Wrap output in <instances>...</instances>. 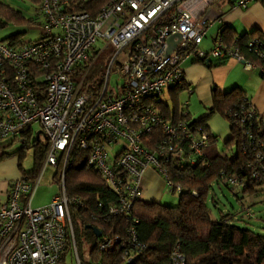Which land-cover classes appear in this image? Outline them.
Segmentation results:
<instances>
[{
	"label": "built area",
	"instance_id": "built-area-1",
	"mask_svg": "<svg viewBox=\"0 0 264 264\" xmlns=\"http://www.w3.org/2000/svg\"><path fill=\"white\" fill-rule=\"evenodd\" d=\"M37 1L39 38L0 40V142L16 140L29 129L34 133L38 125L48 149L38 176L13 181L0 205V264H60L67 254L82 264L71 218V206L79 200L66 193L67 170L79 160L98 173L116 196L109 216L130 213L143 196L149 169L178 194L169 169L198 162L209 138L193 122L188 102L180 106L177 122L166 119L161 108L168 105L172 88L192 93L185 85L184 62L232 59L246 70L256 64L245 59L236 40L227 46L221 33L208 52L200 48L208 27L222 16L221 0H107L95 16L75 10L69 0ZM257 1L235 0L234 6L247 9ZM174 35L180 41L165 56L166 41ZM246 44L264 60L263 38L250 37ZM105 53L98 73L96 61ZM112 76L121 85L112 87ZM235 121L241 149L251 146L255 163L264 162L262 115L248 101ZM48 166L57 170L61 192L48 206L33 209L34 192ZM250 167L264 182V167ZM224 179L235 189L243 187L235 175ZM127 233L132 254H142L146 247L137 244L134 228ZM97 247L106 253L125 244L114 237ZM172 264H184L178 249Z\"/></svg>",
	"mask_w": 264,
	"mask_h": 264
},
{
	"label": "trees",
	"instance_id": "trees-1",
	"mask_svg": "<svg viewBox=\"0 0 264 264\" xmlns=\"http://www.w3.org/2000/svg\"><path fill=\"white\" fill-rule=\"evenodd\" d=\"M77 11H86L95 16L106 4L107 0H69ZM14 22L17 25L29 23L21 13L5 9L0 4V20ZM9 23V22H7ZM0 21V28H2ZM5 26V25H4ZM229 29H223L221 36L225 44L237 41V47L245 59L257 64L264 77V60L256 57L246 44L250 37L263 38L257 31L242 37L233 36ZM22 34L10 36L9 41L20 42ZM180 91L179 89H174ZM178 93V92H177ZM248 100L239 92L232 91L224 95H214L213 108L207 116L193 122L208 132V147L198 162L184 164L178 168H170L169 179L174 187L180 189L179 202L176 206H164L158 203H146L143 196L133 205L127 216L107 215L110 206L117 204L115 194L104 184L98 173L87 168L79 160L65 175V189L68 197L79 200L78 205L71 206V218L74 228L77 249L82 247V241L91 246L90 263L79 258L82 264H172V254L178 249L184 258V264H264V232L256 228H249L246 222L254 217L249 212L220 213L214 219L208 207V197H212V204L217 207L214 199L215 186L227 190L239 204L246 195L264 192V182H260L252 174L264 167V162L255 163L251 146L241 149V130L236 124L235 116L241 107H247ZM174 109L169 105L162 108L164 117L177 122L180 105L176 100ZM219 114L229 123L231 137L224 142L225 153L216 148V138L211 135L206 124L209 116ZM235 114V115H234ZM33 133L29 129L14 141L24 143L27 148ZM40 137L35 139L34 170L28 173L31 179L41 171L48 143L43 145ZM0 148V160L8 154ZM232 155L233 157H229ZM27 174V173H26ZM56 170L53 180L58 183ZM235 175L244 184L237 189L225 182L224 177ZM247 210V209H246ZM258 219V218H254ZM242 223L240 226L239 224ZM254 223V222H253ZM263 224L257 225L264 230ZM94 228L101 233L96 236ZM129 227L134 228L136 242L146 249L140 255H133L130 249V239L127 233ZM119 237L125 247L113 249L103 253L98 249V243L105 239ZM131 257V258H129ZM131 259V260H129ZM63 261L60 262L62 264Z\"/></svg>",
	"mask_w": 264,
	"mask_h": 264
},
{
	"label": "crops",
	"instance_id": "crops-1",
	"mask_svg": "<svg viewBox=\"0 0 264 264\" xmlns=\"http://www.w3.org/2000/svg\"><path fill=\"white\" fill-rule=\"evenodd\" d=\"M25 1H27L28 4H21V7H25L27 11L29 9H34L33 14L35 13V17L33 15V19L32 16H26L20 8L15 6L18 3L16 0H4L0 4L5 9L21 13V16L29 21V23L24 25L32 26L35 24V20L38 21V17L36 16L38 1ZM231 1L232 0H221L220 8L222 16L208 27L206 36L200 46L202 50L208 52L212 48L213 40L225 28L229 29L228 31L236 38L250 35L254 31H257L264 37V0L254 2L244 10L237 9ZM222 5L226 8H223ZM0 21H2V23L5 22L2 18ZM36 24L38 26L37 22ZM4 25L5 23H3L2 28L5 27ZM214 26L217 27L214 35L208 36L209 30ZM9 37L0 40L9 41ZM208 37L209 43H205ZM21 40L23 39H20V41ZM230 42H227L226 45L231 46L232 43L229 44ZM183 70L185 85L188 89H191L192 93L188 94L186 89L176 91L174 90L175 88H172L167 95V98L170 99L168 105L172 110H175L173 104L176 100L179 105L181 104L179 102V94L181 93L182 95L185 93L187 94V96L185 95L187 97L185 102H188V111L191 118L193 120H198L207 116L209 111L213 108L215 94L224 95L235 90L239 91L262 115V123L264 124V77L261 76V68L257 64L253 69L246 70L244 64L232 59L225 61L212 60L207 63L191 57L184 62ZM190 95L201 105L200 110L196 112L193 111L194 113H192L190 109ZM206 124L211 135L214 136L216 140L223 139L225 142L231 137L229 123L223 116L213 114L209 116ZM13 181H15V178L0 179V205L6 202ZM143 189L144 202L162 204L163 191L167 189V187L163 178L155 171L150 169L146 171L143 177ZM248 196L249 195H246L241 201V212L246 211L252 213L249 206L244 204V201L249 198ZM258 222L259 221H257V224Z\"/></svg>",
	"mask_w": 264,
	"mask_h": 264
},
{
	"label": "rangeland",
	"instance_id": "rangeland-1",
	"mask_svg": "<svg viewBox=\"0 0 264 264\" xmlns=\"http://www.w3.org/2000/svg\"><path fill=\"white\" fill-rule=\"evenodd\" d=\"M18 3V8L21 9V11L26 16H32L35 17L34 9H27L25 7H21V4H28L25 0H16ZM251 5V4H250ZM249 5V6H250ZM248 6V7H249ZM223 8H226L222 5ZM244 10V9H241ZM37 22V20H35ZM9 22V23H7ZM3 22L5 23V27L0 29V39H6L9 36L21 33V39L23 40H32L36 41L39 38V26H37L36 22L32 26L27 25H17L14 22ZM216 26L212 27V29L209 30L208 36H213L216 31ZM209 37L206 39L205 43H209ZM107 53L103 54L95 64L94 71L100 72L102 70V67L100 66L101 61L105 58ZM111 86L115 87L116 83L121 85V81L118 80L116 76H112L110 80ZM187 92V91H186ZM187 94H179V102L181 103L180 106L187 100ZM189 102H190V109L192 113L200 110L201 105L196 101L195 98L192 97V95L189 96ZM171 104V103H170ZM194 111V112H193ZM33 136L27 144V148H24V143L20 141H14L13 139L9 140H3L0 142V148H4L3 152L7 153L8 155L5 156L3 159L0 160V179H11L15 178V181L22 178L23 176H28L29 172H32L34 170V156H35V148H34V141L36 139V134L40 132V126L36 125L33 128ZM41 144L46 143V139L41 136L40 137ZM216 148L218 151L225 153L226 147L224 145L223 139H218L216 142ZM2 152V151H0ZM229 157H233L232 155H229ZM55 168L48 166L43 173L41 174V177L39 179V182L37 184L36 190L34 192L31 206L33 209H39L45 206H48L52 199L58 195L61 192V186L59 183L55 182L53 180V176L55 175ZM27 173V174H26ZM17 178V179H16ZM214 192V199L216 201L217 207H214L212 204V197H208V207L212 213V216L214 219H218L220 217V213L226 214L227 212H239L241 209V204L237 202V200L230 195V193L225 190L221 189L220 187L215 186L213 188ZM249 198L244 201V204L246 206H249V209L253 213V217L258 218L252 219L249 222H246V226L249 228H256L255 230L258 232H264V230L260 229V227H257V225L263 224L264 226V192L260 191L257 194L249 195ZM179 202V195L176 193H173L170 189H164L163 191V198H162V204L164 206H176ZM254 222V223H253ZM256 222V223H255ZM240 223L239 225H241ZM78 250L80 251L81 258L84 262L90 263L91 257H90V250L91 246L86 243V241H82V247L79 246ZM62 264H77L76 257L72 254H67L64 258V261Z\"/></svg>",
	"mask_w": 264,
	"mask_h": 264
},
{
	"label": "water",
	"instance_id": "water-1",
	"mask_svg": "<svg viewBox=\"0 0 264 264\" xmlns=\"http://www.w3.org/2000/svg\"><path fill=\"white\" fill-rule=\"evenodd\" d=\"M231 3L234 4V3H235V0H232ZM179 41H180V36H179V35L170 36V37L167 39V41H166V45H167V47H166V49H165V51H164V55H165V56H168L169 54H171L172 51L174 50L176 44H177ZM184 49H186V47H184ZM40 135H41V133L38 132V133L36 134V138L38 139ZM90 229L93 230L94 233H96V236H97V237H100V236H101V233H100L98 230H96V229H94V228H92V227H91Z\"/></svg>",
	"mask_w": 264,
	"mask_h": 264
}]
</instances>
